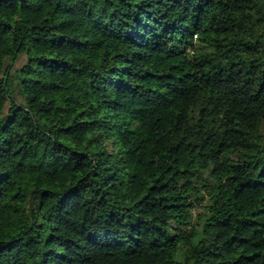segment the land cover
Masks as SVG:
<instances>
[{
    "label": "trees",
    "instance_id": "trees-1",
    "mask_svg": "<svg viewBox=\"0 0 264 264\" xmlns=\"http://www.w3.org/2000/svg\"><path fill=\"white\" fill-rule=\"evenodd\" d=\"M0 264H264V0H0Z\"/></svg>",
    "mask_w": 264,
    "mask_h": 264
},
{
    "label": "rangeland",
    "instance_id": "rangeland-1",
    "mask_svg": "<svg viewBox=\"0 0 264 264\" xmlns=\"http://www.w3.org/2000/svg\"><path fill=\"white\" fill-rule=\"evenodd\" d=\"M20 63H21V61H20V62H17V64H20ZM197 211H198V210L194 209V211L192 212L193 216L195 215V213H196Z\"/></svg>",
    "mask_w": 264,
    "mask_h": 264
}]
</instances>
